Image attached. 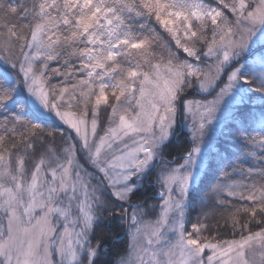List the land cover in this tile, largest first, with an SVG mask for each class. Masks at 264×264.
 Here are the masks:
<instances>
[{"label":"snow or ice","instance_id":"1","mask_svg":"<svg viewBox=\"0 0 264 264\" xmlns=\"http://www.w3.org/2000/svg\"><path fill=\"white\" fill-rule=\"evenodd\" d=\"M153 21L174 41L162 50L187 58L153 63ZM189 89L215 95L185 100ZM0 110V264H98L105 198L133 209L119 264H264V228L231 241L185 229L197 198L264 216V0H0ZM184 111L192 147L157 173L160 212L145 221L130 199ZM54 119L63 145L28 170Z\"/></svg>","mask_w":264,"mask_h":264},{"label":"trees","instance_id":"2","mask_svg":"<svg viewBox=\"0 0 264 264\" xmlns=\"http://www.w3.org/2000/svg\"><path fill=\"white\" fill-rule=\"evenodd\" d=\"M211 3L212 0H207ZM153 27H155L158 35L169 39L168 35L162 29V27L155 24L153 21ZM188 94L185 95V100H190L197 96V91H192L191 89L187 90ZM3 115V111L0 110V116ZM184 113H178V124L179 127L176 128L175 134L170 138V141L166 143V146L163 148V156L161 159L165 160L167 163H172L175 161V164L182 163V157L191 149L192 141L190 140L189 133L185 129L184 122ZM258 115V112H257ZM56 124L54 121L50 120L46 125L47 130H54L56 132ZM259 127V121L256 124ZM46 140L43 137V140ZM44 140V141H45ZM18 143V142H17ZM19 147H23L22 144H19ZM232 152H236L237 149L229 145ZM42 149V146L37 145L35 148V154H38ZM249 165H242V167H248ZM157 173L154 169L147 179H144L142 182V188H140L130 199V203L134 205H140L143 208H150L157 203L158 197L157 193L159 188L156 184ZM227 205V201H226ZM252 204L247 201L242 200H232L230 206H224L223 208L217 209V225L220 228V231L231 235L237 229L242 231V226L246 225V228L243 231L250 230L255 231L260 228H264V223H258V221H264V216L259 212L256 217L253 219L248 214H246L243 209L251 208ZM100 222L93 231V239L96 243H99L102 247L106 248V251L101 253V260L98 261V264H118L121 257L126 254L129 250L130 240L127 233L126 226L122 223L119 216L113 212L102 211L100 214ZM238 221V224L235 228L232 226V221Z\"/></svg>","mask_w":264,"mask_h":264},{"label":"rangeland","instance_id":"3","mask_svg":"<svg viewBox=\"0 0 264 264\" xmlns=\"http://www.w3.org/2000/svg\"><path fill=\"white\" fill-rule=\"evenodd\" d=\"M213 6H216V5L213 3ZM194 27H195V25H194ZM158 38H159L160 46H158V47H156L154 49L155 57L153 59V63H156V62L166 63L167 55H168L169 51H171L173 53H176L177 56L179 57V59H181V60L187 58L186 54H183L182 51L181 52H177V49H176L175 46L169 47L166 50H162L164 48V46L167 45V44L174 45V41L171 40V37H169L170 38V40H169V39H165L164 37L158 35ZM174 63H175V61H174ZM53 66H55V65H53ZM145 70H147V69H145ZM57 79H59V78H57ZM53 82H55V80ZM218 90L219 89H217V91ZM214 95H215V93L209 95L207 93H201V92H199L197 90V96H195V98L190 99V100L199 101V102H207V101H211L214 98ZM183 113H184V115H183L184 116L183 125H184L185 129L187 130V132L189 133L190 140L192 141V139H191V130H192V127H193L192 118L189 117L187 111H184ZM109 114H110V110L108 112H106L103 108L101 109V112H100V128H98V134H101V135L103 134L101 129H103V128H105L107 126V116ZM90 117H91V113H89V118ZM177 119H178V117H177ZM52 121H54V124H56V126H55L56 127V132H54V130L53 131L52 130H48V131L53 133V139H49V137L47 135L44 136L46 138V140L44 139L45 140L44 141V145L45 146H42V149H41V151L38 154L32 155L31 161H26L25 167L28 170L32 169L33 162L35 160H38L39 157L42 154L46 153V148L47 147H53V148L59 149L64 143V137L61 135V133L67 131V126L63 125L62 122H60L58 119H54ZM256 124H257V122H256ZM30 155H31V153H30ZM160 160H162L163 163H161L160 161L156 162V168H155L156 173H159L162 170L163 167H166V166L167 167H176V166L179 165V164H175V163H167L165 160H163L161 158H160ZM81 163H83V162L81 161ZM182 163H183V161H182ZM182 163H180V164H182ZM90 171H91V169H90ZM236 179L237 180H241L243 178L242 177H237ZM142 182L143 181H141V184H142ZM156 184H157V186L159 188V191H160V185L157 183V181H156ZM105 199H106V206L109 208V212H113L116 215H118L120 220L122 221V223L126 226L127 233H128L129 240H130V235H129L130 231H131L130 219H129V216L127 214H125V213H131L133 211V209L129 206V203L120 202V201H117L115 199H111V200H108L107 198H105ZM218 199L225 200L226 198L224 196H221ZM231 199L232 200H235V199L236 200H240L239 198H231ZM160 203H161V201L158 199L157 203L154 204L152 207H150V208H143L142 207L141 208V210L143 212L148 213L147 215H145L143 217V219L145 221H151V220H155L157 218V215L160 212V208L157 207V205H159ZM218 208H223V207H217L215 202L209 203L207 200H205L203 203H201L199 201V198H197V203H195L193 205V207L190 208L188 210V212H187V218L185 220V229H186V231H191V225L192 224H196V223L199 222V223L206 224L208 226V230L203 231L201 233V235L203 237H207L209 239H213L214 238L217 241L239 240V239H241L242 235H247L248 234V232L250 230L238 231L236 229L235 232L232 233L231 235L230 234L227 235L226 233L220 231V228L217 225V220H218L217 219V209ZM122 209H123V211H122ZM102 211H104V210L103 209L99 210V212H98L99 216H100ZM202 213H207V218H203ZM198 217L200 218L199 220H198ZM98 223L94 226V229L96 228ZM94 229H93V231H94ZM260 229L255 230V231H251V232H253V233L257 232ZM91 239H92L93 245L97 244L94 241V239H93V234H92ZM259 251L260 250L257 249V252H259ZM210 254H211V252L208 251V250H206L205 253H204L205 256L210 255ZM125 255L126 254H124L122 257H124ZM250 255L251 254H249V256ZM118 264H119V262H118Z\"/></svg>","mask_w":264,"mask_h":264}]
</instances>
